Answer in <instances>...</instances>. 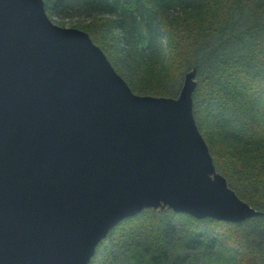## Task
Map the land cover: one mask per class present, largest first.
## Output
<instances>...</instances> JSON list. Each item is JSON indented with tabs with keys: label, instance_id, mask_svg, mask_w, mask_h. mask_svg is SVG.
Returning <instances> with one entry per match:
<instances>
[{
	"label": "water",
	"instance_id": "95a60500",
	"mask_svg": "<svg viewBox=\"0 0 264 264\" xmlns=\"http://www.w3.org/2000/svg\"><path fill=\"white\" fill-rule=\"evenodd\" d=\"M195 75L175 98L135 95L42 0H0V264H88L144 210L259 216L215 172L192 117Z\"/></svg>",
	"mask_w": 264,
	"mask_h": 264
},
{
	"label": "trees",
	"instance_id": "16d2710c",
	"mask_svg": "<svg viewBox=\"0 0 264 264\" xmlns=\"http://www.w3.org/2000/svg\"><path fill=\"white\" fill-rule=\"evenodd\" d=\"M77 17L135 95L169 97L194 68L192 117L215 171L259 216L240 224L144 210L88 264H264V0H42Z\"/></svg>",
	"mask_w": 264,
	"mask_h": 264
},
{
	"label": "rangeland",
	"instance_id": "374dc122",
	"mask_svg": "<svg viewBox=\"0 0 264 264\" xmlns=\"http://www.w3.org/2000/svg\"><path fill=\"white\" fill-rule=\"evenodd\" d=\"M47 18L50 20V22L58 27L61 28H75L73 27V25H79V23H81V20L78 19L77 17L73 16V17H68V18H64V16H56L53 14H48L47 12H45ZM78 29V28H75ZM196 77V75H195ZM195 80L197 81V78H195ZM181 85V80H176V81H171L168 82L166 87H167V91H171L172 95L169 96V98H175L179 88ZM135 94V93H134ZM137 95V94H136ZM140 96V95H139ZM146 96V95H143ZM194 120V119H193ZM195 123V122H194ZM212 160V159H211ZM213 164V163H212ZM214 167V165H213ZM215 169V168H214ZM216 172V171H215ZM217 173V172H216ZM222 177V176H221ZM223 178V177H222ZM224 179V178H223ZM226 181V180H225ZM227 184V183H226ZM228 187V185H227ZM229 188V187H228ZM230 189V188H229ZM231 190V189H230ZM125 220V219H124Z\"/></svg>",
	"mask_w": 264,
	"mask_h": 264
}]
</instances>
